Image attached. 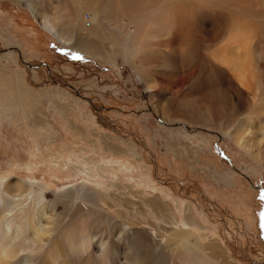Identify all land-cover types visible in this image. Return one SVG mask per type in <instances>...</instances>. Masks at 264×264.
<instances>
[{
    "label": "bare ground",
    "instance_id": "bare-ground-1",
    "mask_svg": "<svg viewBox=\"0 0 264 264\" xmlns=\"http://www.w3.org/2000/svg\"><path fill=\"white\" fill-rule=\"evenodd\" d=\"M10 1L27 7L76 52L109 64L121 54L173 138L199 148L207 130L228 138L264 170V0ZM3 82L30 109L38 93L15 78ZM39 123L47 126L43 117ZM43 191L18 178L0 182V264H47L48 258L50 264H232L217 241L195 231L203 226L188 206L185 222L177 223L157 194L137 196L143 209L168 212L166 232L152 237L137 222L98 206L92 199L99 190L75 187L50 202ZM58 201L75 207L64 220L56 216ZM115 219L123 227L115 228L113 240L97 222L116 233Z\"/></svg>",
    "mask_w": 264,
    "mask_h": 264
},
{
    "label": "rangeland",
    "instance_id": "rangeland-1",
    "mask_svg": "<svg viewBox=\"0 0 264 264\" xmlns=\"http://www.w3.org/2000/svg\"><path fill=\"white\" fill-rule=\"evenodd\" d=\"M115 61L68 48L27 7L0 0V79L21 80L38 93L29 109L0 83V182L40 184L47 202L75 187L99 190L92 199L98 206L137 222L152 237L166 232L168 212L143 209L137 196L157 194L177 223L185 222L188 206L203 226L195 231L217 241L232 264H264V170L228 138L207 130L199 148L173 138L125 58L117 54ZM67 202L55 203L59 220L74 207ZM118 220L112 222L116 233L100 221L98 229L115 240V228L123 227Z\"/></svg>",
    "mask_w": 264,
    "mask_h": 264
},
{
    "label": "snow or ice",
    "instance_id": "snow-or-ice-1",
    "mask_svg": "<svg viewBox=\"0 0 264 264\" xmlns=\"http://www.w3.org/2000/svg\"><path fill=\"white\" fill-rule=\"evenodd\" d=\"M76 58L79 59L80 57H76ZM261 199L264 200V196H261ZM262 215H264V214H262Z\"/></svg>",
    "mask_w": 264,
    "mask_h": 264
}]
</instances>
